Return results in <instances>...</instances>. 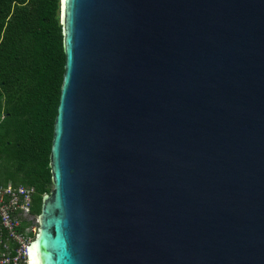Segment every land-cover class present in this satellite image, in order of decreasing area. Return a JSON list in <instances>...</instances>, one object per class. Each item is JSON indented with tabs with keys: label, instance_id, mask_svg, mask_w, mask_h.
Returning a JSON list of instances; mask_svg holds the SVG:
<instances>
[{
	"label": "water",
	"instance_id": "obj_1",
	"mask_svg": "<svg viewBox=\"0 0 264 264\" xmlns=\"http://www.w3.org/2000/svg\"><path fill=\"white\" fill-rule=\"evenodd\" d=\"M59 22L28 264H264V0H60Z\"/></svg>",
	"mask_w": 264,
	"mask_h": 264
},
{
	"label": "trees",
	"instance_id": "obj_2",
	"mask_svg": "<svg viewBox=\"0 0 264 264\" xmlns=\"http://www.w3.org/2000/svg\"><path fill=\"white\" fill-rule=\"evenodd\" d=\"M59 1L0 0V88L7 92L17 87L14 91L20 92V75L29 63L35 118L44 129V141L39 147L40 167L44 165L48 168L47 181L50 183L49 154L65 63ZM10 4H14L15 10L7 20ZM31 7L36 8L34 27L26 14ZM40 191L48 193L44 187ZM42 197L36 192L33 211L37 215Z\"/></svg>",
	"mask_w": 264,
	"mask_h": 264
},
{
	"label": "rangeland",
	"instance_id": "obj_3",
	"mask_svg": "<svg viewBox=\"0 0 264 264\" xmlns=\"http://www.w3.org/2000/svg\"><path fill=\"white\" fill-rule=\"evenodd\" d=\"M14 10V4H10L7 20ZM35 10L31 7L26 12L33 27ZM29 73L28 63L20 75V92L14 91L17 87L7 92L0 88V181L27 185L44 196L52 190V183L47 181L48 168L40 167L39 147L44 141V129L36 122L32 103L33 82ZM41 187L48 193L41 192Z\"/></svg>",
	"mask_w": 264,
	"mask_h": 264
},
{
	"label": "built area",
	"instance_id": "obj_4",
	"mask_svg": "<svg viewBox=\"0 0 264 264\" xmlns=\"http://www.w3.org/2000/svg\"><path fill=\"white\" fill-rule=\"evenodd\" d=\"M35 195L31 187L0 183V264H28L27 248L38 229Z\"/></svg>",
	"mask_w": 264,
	"mask_h": 264
}]
</instances>
